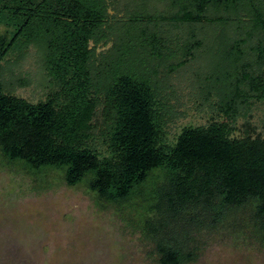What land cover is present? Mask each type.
I'll return each mask as SVG.
<instances>
[{"label":"trees","instance_id":"obj_1","mask_svg":"<svg viewBox=\"0 0 264 264\" xmlns=\"http://www.w3.org/2000/svg\"><path fill=\"white\" fill-rule=\"evenodd\" d=\"M109 1L0 0V25L12 29L0 33L3 155L36 169L67 167L69 187L93 173L91 191L117 204L166 170L151 206L159 218L146 221L159 264L197 260L179 229L191 210L217 224L253 204L264 234V136H233L241 109L264 101V0H115L129 19L114 27ZM205 27L215 34L208 46ZM31 46L55 85L40 102L8 93L2 81L7 58H22ZM201 52L224 119L187 126L170 145L164 79Z\"/></svg>","mask_w":264,"mask_h":264},{"label":"rangeland","instance_id":"obj_2","mask_svg":"<svg viewBox=\"0 0 264 264\" xmlns=\"http://www.w3.org/2000/svg\"><path fill=\"white\" fill-rule=\"evenodd\" d=\"M109 3L113 27L118 19H129L117 9L115 0ZM210 29H204L207 46L215 36ZM11 31L0 25V33ZM113 44V39L98 44L97 53L108 52ZM39 55L31 46L22 58L16 54L7 58L2 81L8 93L40 102L55 90ZM204 55L201 52L164 79L165 138L170 145L187 126H207L224 119L219 99L208 88L213 69L207 67ZM234 128L235 137L264 136V101L251 99ZM66 172L67 167L36 169L11 160L0 148V264H159L156 235L147 230L146 221L159 218L151 206L157 202L159 188L167 184L166 170L154 171L121 204L91 191L93 173L69 187ZM228 214L217 224L208 212L184 214L179 229L189 233L185 248L197 258L192 264H264V234L255 220L254 205Z\"/></svg>","mask_w":264,"mask_h":264}]
</instances>
